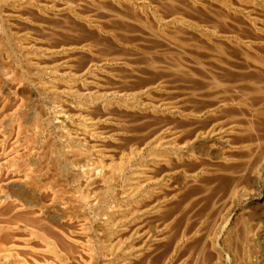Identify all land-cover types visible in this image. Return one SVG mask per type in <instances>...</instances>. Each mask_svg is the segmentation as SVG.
<instances>
[{
  "label": "rangeland",
  "instance_id": "obj_1",
  "mask_svg": "<svg viewBox=\"0 0 264 264\" xmlns=\"http://www.w3.org/2000/svg\"><path fill=\"white\" fill-rule=\"evenodd\" d=\"M0 264H264V0H0Z\"/></svg>",
  "mask_w": 264,
  "mask_h": 264
},
{
  "label": "bare ground",
  "instance_id": "obj_2",
  "mask_svg": "<svg viewBox=\"0 0 264 264\" xmlns=\"http://www.w3.org/2000/svg\"><path fill=\"white\" fill-rule=\"evenodd\" d=\"M17 178H19V177L17 176ZM17 178L14 177V180H18ZM19 180H20V179H19ZM51 202H52V201H50L49 203L51 204ZM55 202H56V201H55ZM52 203H53V202H52ZM48 206H49V204H48ZM53 208H54V207H53ZM49 209H50V208H49ZM49 211H50V210H49Z\"/></svg>",
  "mask_w": 264,
  "mask_h": 264
}]
</instances>
